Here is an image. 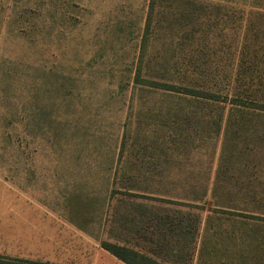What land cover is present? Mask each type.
<instances>
[{
    "label": "rangeland",
    "instance_id": "obj_1",
    "mask_svg": "<svg viewBox=\"0 0 264 264\" xmlns=\"http://www.w3.org/2000/svg\"><path fill=\"white\" fill-rule=\"evenodd\" d=\"M0 189L64 228L0 264H264V0H0Z\"/></svg>",
    "mask_w": 264,
    "mask_h": 264
},
{
    "label": "crops",
    "instance_id": "obj_2",
    "mask_svg": "<svg viewBox=\"0 0 264 264\" xmlns=\"http://www.w3.org/2000/svg\"><path fill=\"white\" fill-rule=\"evenodd\" d=\"M0 253L23 260L62 258V222L49 221L48 207L25 202L21 193L0 189ZM80 264H126L107 251H95Z\"/></svg>",
    "mask_w": 264,
    "mask_h": 264
},
{
    "label": "trees",
    "instance_id": "obj_3",
    "mask_svg": "<svg viewBox=\"0 0 264 264\" xmlns=\"http://www.w3.org/2000/svg\"><path fill=\"white\" fill-rule=\"evenodd\" d=\"M136 83H140V82H136ZM144 86L147 87H151V88H155V89H159L162 90L163 92H167V93H176L179 92L175 89V86L173 85H165V84H160V83H140ZM189 95H193V96H201L204 97L206 96L205 94H207V96L209 97V93H203L201 91L198 90H190L185 92ZM182 181V182H181ZM156 183H158V181H155ZM207 181H205L204 179H175L174 184H171L169 187L173 186V190L178 189V190H183L185 193H189L190 194L194 191V189H201L204 187V183H206ZM174 192V191H171ZM205 192V191H204ZM176 194V193H175ZM178 194V193H177ZM197 196H201V195H197ZM196 198V197H195ZM202 200H205L204 198ZM106 250H108V252H110L111 254H113L114 256H116L117 258H119L120 260H122L123 262H125L126 264H137L135 262V258H139L145 261H149L153 264H158L155 261L149 259L148 257L138 253L135 250H132L130 248H126V247H121V246H111V245H103Z\"/></svg>",
    "mask_w": 264,
    "mask_h": 264
}]
</instances>
